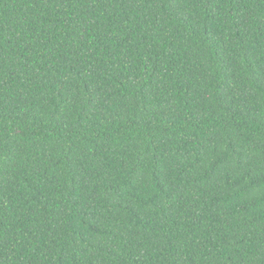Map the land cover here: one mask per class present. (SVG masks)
<instances>
[{
    "label": "trees",
    "instance_id": "16d2710c",
    "mask_svg": "<svg viewBox=\"0 0 264 264\" xmlns=\"http://www.w3.org/2000/svg\"><path fill=\"white\" fill-rule=\"evenodd\" d=\"M0 264H264V0H0Z\"/></svg>",
    "mask_w": 264,
    "mask_h": 264
}]
</instances>
